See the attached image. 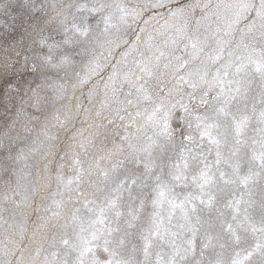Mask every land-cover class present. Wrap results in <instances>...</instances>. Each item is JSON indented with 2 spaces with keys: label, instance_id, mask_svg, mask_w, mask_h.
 <instances>
[{
  "label": "snow or ice",
  "instance_id": "snow-or-ice-1",
  "mask_svg": "<svg viewBox=\"0 0 264 264\" xmlns=\"http://www.w3.org/2000/svg\"><path fill=\"white\" fill-rule=\"evenodd\" d=\"M0 264H264V0H0Z\"/></svg>",
  "mask_w": 264,
  "mask_h": 264
}]
</instances>
